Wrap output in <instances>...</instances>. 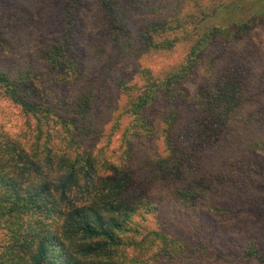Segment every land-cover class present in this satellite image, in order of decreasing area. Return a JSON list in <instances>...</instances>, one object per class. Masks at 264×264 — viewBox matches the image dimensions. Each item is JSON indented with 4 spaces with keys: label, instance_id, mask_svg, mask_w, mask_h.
Masks as SVG:
<instances>
[{
    "label": "trees",
    "instance_id": "trees-1",
    "mask_svg": "<svg viewBox=\"0 0 264 264\" xmlns=\"http://www.w3.org/2000/svg\"><path fill=\"white\" fill-rule=\"evenodd\" d=\"M82 5L56 0L47 24L65 33L36 51L20 27L25 60L0 69V111L26 127L0 122V264H264L246 216L264 208V0H95L103 38L85 49ZM52 75L77 96L51 99ZM122 125L125 146L147 148L109 164L102 144Z\"/></svg>",
    "mask_w": 264,
    "mask_h": 264
},
{
    "label": "rangeland",
    "instance_id": "rangeland-1",
    "mask_svg": "<svg viewBox=\"0 0 264 264\" xmlns=\"http://www.w3.org/2000/svg\"><path fill=\"white\" fill-rule=\"evenodd\" d=\"M17 1L18 3H16V0H0V33H2L4 37L11 35L10 42L14 45V50L16 51V53H14L16 54V56L14 57L9 52V49L6 47L7 45L5 43L4 44L0 43V69L2 68L13 69L14 66L16 67L19 66L20 62H23L25 60L26 56H23L19 52L17 45H15L16 44L15 38L20 27H30V30L34 32L35 41L37 43L33 42V44L30 45V49L32 51H36L38 49L37 47H39L38 46L39 41L41 42L50 41L55 37H58L61 32L65 33V28H63V25L60 24L61 22H59V26H54V24L51 25L47 24V21H49L50 19L54 20L58 15L57 9L54 10L56 0H52L51 2L54 5L53 6L54 9L46 8V6H43L44 8L33 7L32 0H17ZM82 2L83 5L79 14L81 21L74 26L73 31L74 34H76L75 36L76 45L81 49H85L90 42H96L102 40L103 34L97 18L95 0H82ZM10 9H12V11L15 14L14 16H12L15 17L14 21L11 18ZM1 54H3L4 57H2ZM31 61L33 63L34 69L38 70L40 73H44L46 71V67L44 65L45 62H42L38 54L36 55L35 52L32 53ZM167 62L168 60L166 59H159L156 62L146 65L149 67L157 68V67H161L162 64ZM100 71L101 70L96 71L90 77V81H93V79L96 76H99ZM124 73L126 75H129L131 74V71H127V72L125 71ZM48 85H49L48 95L53 100L63 98L66 99L67 101H70L77 96V93L80 89L79 87H75L74 82L73 83L58 82V78L56 75L51 76L50 84L48 83ZM187 87L191 93L195 92L196 90V84H190L187 85ZM70 107L71 106L68 104L64 105V111L66 113H71ZM150 115L154 119H159L160 109L159 108L154 109V111H152ZM0 122L3 123V125L5 126V131L11 133L12 135H22L24 130H26L25 119L12 107H8V106L1 107ZM123 129H124V125H122V128L118 130L116 136L110 142H106L102 144L103 145L102 149H104L103 158L104 160H107L109 164L113 163L115 160L117 161L121 158L124 159L125 157H127V148L129 146L130 149L133 150L131 155L135 152L136 153L139 151L141 152L147 148V145L144 144L143 141L132 142V144L129 145L128 147L125 146V143L122 142V138H121ZM97 146L98 144L95 143L94 140L92 148H96ZM27 147L28 150L32 153L31 146H27ZM246 216L249 217L248 221L250 223L256 222L257 223L256 226L259 227V229L262 231L263 239L260 241V244L264 249V208H260L255 211L249 210ZM230 243L231 244H229L227 247H224V249L229 253L228 255L234 258H239L241 256V252L245 247H242L239 244L238 239L236 240L233 239L230 241Z\"/></svg>",
    "mask_w": 264,
    "mask_h": 264
}]
</instances>
